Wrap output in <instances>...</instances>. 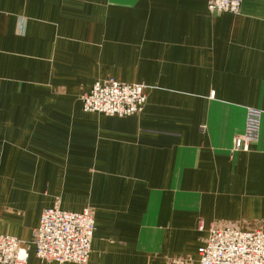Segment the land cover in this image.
I'll list each match as a JSON object with an SVG mask.
<instances>
[{
  "label": "crops",
  "instance_id": "0c3cea01",
  "mask_svg": "<svg viewBox=\"0 0 264 264\" xmlns=\"http://www.w3.org/2000/svg\"><path fill=\"white\" fill-rule=\"evenodd\" d=\"M108 78L141 111L83 110ZM53 206L92 211L84 264H198L211 226L264 230V0H0V233L29 242Z\"/></svg>",
  "mask_w": 264,
  "mask_h": 264
},
{
  "label": "built area",
  "instance_id": "2783aa9c",
  "mask_svg": "<svg viewBox=\"0 0 264 264\" xmlns=\"http://www.w3.org/2000/svg\"><path fill=\"white\" fill-rule=\"evenodd\" d=\"M241 0H207L210 11L239 13ZM83 110L105 115L127 116L145 104L144 86L113 78L96 81L80 95ZM262 111L247 108L243 133L235 137L234 149H247L259 136ZM89 208L66 211L58 206L42 210L29 242L0 233V264H28L29 248L43 263L87 262L94 232ZM198 264H264V230L211 226L198 247Z\"/></svg>",
  "mask_w": 264,
  "mask_h": 264
}]
</instances>
